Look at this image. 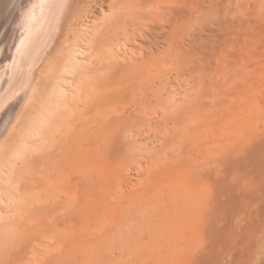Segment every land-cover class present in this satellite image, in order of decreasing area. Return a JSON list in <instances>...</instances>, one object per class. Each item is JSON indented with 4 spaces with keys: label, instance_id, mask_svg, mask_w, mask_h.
<instances>
[{
    "label": "rangeland",
    "instance_id": "rangeland-1",
    "mask_svg": "<svg viewBox=\"0 0 264 264\" xmlns=\"http://www.w3.org/2000/svg\"><path fill=\"white\" fill-rule=\"evenodd\" d=\"M70 6L0 149V264H264V0Z\"/></svg>",
    "mask_w": 264,
    "mask_h": 264
},
{
    "label": "bare ground",
    "instance_id": "bare-ground-1",
    "mask_svg": "<svg viewBox=\"0 0 264 264\" xmlns=\"http://www.w3.org/2000/svg\"><path fill=\"white\" fill-rule=\"evenodd\" d=\"M70 4L71 0H18L14 36L9 46L10 58L5 63L2 62L7 55L0 46V149L32 98L35 72L56 42ZM79 31H74V35ZM62 54L60 73H65L70 59L66 58L64 62ZM65 97L61 82L55 80L48 93L47 107L38 121L46 122L54 110L64 107ZM37 133L36 129L26 130L24 139L10 153L12 162L39 150Z\"/></svg>",
    "mask_w": 264,
    "mask_h": 264
}]
</instances>
